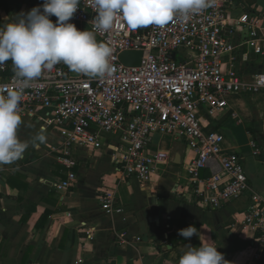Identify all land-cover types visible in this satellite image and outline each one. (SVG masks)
<instances>
[{
	"label": "built area",
	"instance_id": "built-area-1",
	"mask_svg": "<svg viewBox=\"0 0 264 264\" xmlns=\"http://www.w3.org/2000/svg\"><path fill=\"white\" fill-rule=\"evenodd\" d=\"M234 5L233 0H213L211 7L188 18H174L163 29L131 31L117 15L112 29L97 31V39L113 49L112 76L77 74L61 63L43 71L24 90L20 115L39 124L46 137L36 148L44 146L67 169L59 190L77 185L80 149L108 156L120 177L146 187L173 160L171 151L151 148L156 137H169L196 154L185 163L188 179L174 187L180 200L218 211L252 192L244 156L226 150L224 135L207 130L205 124L226 112L232 95L264 96V72L245 77L237 71V45L232 39L245 35L242 45L261 53L263 18L249 9L234 15ZM94 15V0H81L69 22L95 30ZM127 51L143 52L140 66L122 63L120 56ZM9 71L8 64H0V91L17 86ZM252 147L259 155L253 142ZM99 200L108 216L123 212L114 189L102 191ZM230 229L236 235L264 238V199L259 193H252L243 219Z\"/></svg>",
	"mask_w": 264,
	"mask_h": 264
},
{
	"label": "crops",
	"instance_id": "crops-1",
	"mask_svg": "<svg viewBox=\"0 0 264 264\" xmlns=\"http://www.w3.org/2000/svg\"><path fill=\"white\" fill-rule=\"evenodd\" d=\"M2 1L7 8L0 6V29L43 4V0ZM233 2L234 15L249 9L263 18L261 53L242 45L245 35L232 37L237 45L236 69L250 77L264 72V0ZM228 105L223 115L208 118L205 124H209L207 130L224 135L226 150L244 156L252 192L218 211L201 210L174 194L175 185L188 179L185 163L196 157L180 142L171 150L172 162L162 166L146 187L120 177L108 156L80 149L77 185L59 190L67 169L44 146L36 148L39 141L34 138L41 133L40 125L22 119L18 135L30 147L21 159L0 165V264H179L189 244L208 243L229 264H264V238L236 235L230 229L243 219L253 192L264 199V96L232 95ZM155 139L153 150H167L163 138ZM106 189L116 191L121 214L108 216L102 210L99 195ZM190 225L197 228L198 236L186 240L178 235V230Z\"/></svg>",
	"mask_w": 264,
	"mask_h": 264
},
{
	"label": "clouds",
	"instance_id": "clouds-1",
	"mask_svg": "<svg viewBox=\"0 0 264 264\" xmlns=\"http://www.w3.org/2000/svg\"><path fill=\"white\" fill-rule=\"evenodd\" d=\"M213 0H94L95 30H78L69 21L81 0H43L18 20L0 29V64L12 61L17 86L0 91V165L23 157L30 147L18 135L23 121L20 105L24 90L42 72L63 63L70 71L106 78L116 71L111 63L113 49L97 40V31L112 29L117 15L129 30L155 26L165 28L174 18H188L212 6ZM55 16L54 23L50 17ZM2 88V86H0ZM43 130L34 139L44 142ZM31 146H36L32 144ZM190 240L198 236L195 226L178 230ZM179 264H229L212 243L188 245Z\"/></svg>",
	"mask_w": 264,
	"mask_h": 264
},
{
	"label": "water",
	"instance_id": "water-1",
	"mask_svg": "<svg viewBox=\"0 0 264 264\" xmlns=\"http://www.w3.org/2000/svg\"><path fill=\"white\" fill-rule=\"evenodd\" d=\"M96 15H94L95 18ZM143 52L141 51H127L121 54L120 60L122 63L129 67L140 66L142 62ZM172 58H176V54H172ZM177 157H180V154H177ZM179 164V163H176Z\"/></svg>",
	"mask_w": 264,
	"mask_h": 264
},
{
	"label": "rangeland",
	"instance_id": "rangeland-1",
	"mask_svg": "<svg viewBox=\"0 0 264 264\" xmlns=\"http://www.w3.org/2000/svg\"><path fill=\"white\" fill-rule=\"evenodd\" d=\"M155 140H156V139H155ZM162 140H163V143H164V145H165V147H166V148H164V149H167V150H169V151L172 150L173 146L179 144L178 142H173V140H172L171 138H169V137H165V138H163ZM230 143L233 144V143H235V142H232V141H231ZM233 145H234V144H233ZM189 161H190V159H188L187 162H189Z\"/></svg>",
	"mask_w": 264,
	"mask_h": 264
},
{
	"label": "trees",
	"instance_id": "trees-1",
	"mask_svg": "<svg viewBox=\"0 0 264 264\" xmlns=\"http://www.w3.org/2000/svg\"><path fill=\"white\" fill-rule=\"evenodd\" d=\"M1 5H3V7H5V8H7V6L4 4V2H3L2 0H0V6H1ZM76 27H77V26H76ZM77 29L80 30L79 27H77ZM84 30H87V29H84ZM5 63L8 64V65L10 66V71H9V73H10V74H15V73H14V68H13L12 61H11V60H8V61H6Z\"/></svg>",
	"mask_w": 264,
	"mask_h": 264
}]
</instances>
